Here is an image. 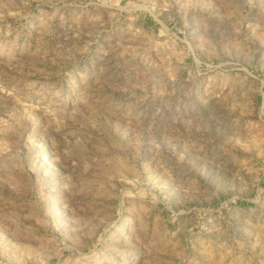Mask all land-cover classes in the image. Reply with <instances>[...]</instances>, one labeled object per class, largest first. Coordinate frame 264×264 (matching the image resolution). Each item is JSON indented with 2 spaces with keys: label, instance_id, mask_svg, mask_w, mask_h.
<instances>
[{
  "label": "rangeland",
  "instance_id": "374dc122",
  "mask_svg": "<svg viewBox=\"0 0 264 264\" xmlns=\"http://www.w3.org/2000/svg\"><path fill=\"white\" fill-rule=\"evenodd\" d=\"M0 264H264V0H0Z\"/></svg>",
  "mask_w": 264,
  "mask_h": 264
}]
</instances>
